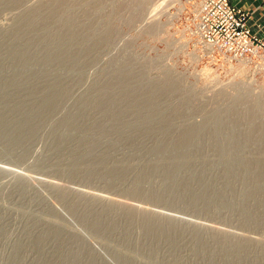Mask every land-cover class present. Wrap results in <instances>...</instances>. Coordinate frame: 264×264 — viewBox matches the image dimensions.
I'll return each instance as SVG.
<instances>
[{
	"label": "rangeland",
	"instance_id": "374dc122",
	"mask_svg": "<svg viewBox=\"0 0 264 264\" xmlns=\"http://www.w3.org/2000/svg\"><path fill=\"white\" fill-rule=\"evenodd\" d=\"M50 1L0 0V264H264L262 199L257 192L247 199L256 210L255 218L248 219L240 204L251 179L232 181L216 149L245 145V151L233 149L235 160L264 156L259 149L264 147V127L259 125L264 111L257 102L264 103V40L241 56L221 42H210L201 30L205 0H61L67 5L62 15L74 11L81 32L59 52L44 46L50 29L57 35L54 20L25 25ZM61 43L57 39L54 45ZM85 47L88 52L81 53ZM71 54L81 57L77 65ZM119 67L148 83L147 99L152 91L159 93V107L127 111L129 95L120 98L118 86L104 93L109 109L91 104ZM54 81L61 86L53 88ZM173 81L179 88L169 87ZM253 104L257 117L251 119L258 125L241 116ZM120 108L125 115L115 118ZM156 112V120L145 125L146 116ZM236 127L243 128L241 133ZM187 129L201 133L180 141ZM228 135L246 139L233 143ZM168 143L187 144L189 164L161 172L172 160L174 151L169 150L161 155V171L145 178L151 194L166 195L156 200L133 194L135 180ZM121 165L125 174L113 178L112 171ZM185 183L189 191L182 189ZM192 192L197 196L190 198ZM124 209L136 214L125 215ZM146 215L173 219L176 233L158 238L155 227L161 220L150 233L143 228ZM98 216L102 222L93 227ZM234 249L240 255L232 254Z\"/></svg>",
	"mask_w": 264,
	"mask_h": 264
},
{
	"label": "bare ground",
	"instance_id": "6f19581e",
	"mask_svg": "<svg viewBox=\"0 0 264 264\" xmlns=\"http://www.w3.org/2000/svg\"><path fill=\"white\" fill-rule=\"evenodd\" d=\"M50 1V0H49ZM63 1V0H62ZM73 1V0H72ZM75 2V1H74ZM63 2H61V0H51L50 2H47V3H43L42 4V6L39 8V11L37 12V8H35V9H37L36 10V15L33 17V18H29V19H27L25 22H26V24L25 25H27L28 24V22H30V23H32V22H39V21H43V20H45V19H47V18H49V21H52V20H54L55 21V24H56V26H57V35L55 36V35H53V32H52V34L50 33L51 31H52V29H50V31L48 32V34L46 35V38L44 39V46L45 47H48L49 49L51 48V49H55V48H57L58 50H59V52H61V50H64L63 48H67V47H69V46H67V45H70L71 44V42L73 41V40H75L76 38H77V36L79 35V33L81 32L80 31V29H78L79 27H77L76 25H78V24H76L77 22H76V16L74 17V11L72 12H70V10L69 11H66L67 12V14H66V12H65V16L64 15H62V11L61 10H63L62 9V7L63 6H65V4L63 5L62 4ZM90 4V3H89ZM122 4V3H121ZM130 5V4H129ZM67 6V5H66ZM66 6H65V8H66ZM99 8V7H98ZM67 9V8H66ZM65 9V10H66ZM90 10V9H89ZM96 10V9H95ZM87 11H88V8H87ZM98 11V10H97ZM64 12V11H63ZM69 12V13H68ZM89 13H90V11L88 12V15H89ZM28 14V13H27ZM31 15V14H30ZM77 15V14H76ZM28 16V15H27ZM26 16V17H27ZM23 18V17H22ZM21 18V19H22ZM54 18V19H53ZM52 19V20H51ZM86 19H88L87 17H86ZM21 21V20H20ZM22 22V21H21ZM73 22V24H71ZM19 23V22H18ZM22 23H24V22H22ZM49 23H52V22H49ZM25 25H23L22 24V26H25ZM32 25H34V23H32ZM51 25V24H50ZM84 25V24H83ZM83 25H81L82 27H83ZM29 26V25H28ZM48 26V25H47ZM79 26V25H78ZM20 27V26H19ZM50 27H52V25L51 26H49L48 28H50ZM85 27V26H84ZM110 28V27H109ZM111 29V28H110ZM20 30V29H19ZM82 30V29H81ZM85 30V29H84ZM87 31V30H86ZM111 31V30H110ZM113 31V30H112ZM114 33H116V32H114ZM38 34V33H37ZM87 34V33H86ZM85 34V35H86ZM92 34V33H91ZM113 34V33H112ZM84 35V34H83ZM87 36V35H86ZM117 36V35H116ZM18 37V36H17ZM56 37H58V38H56ZM79 37V36H78ZM55 38V39H54ZM80 38V37H79ZM89 38V37H88ZM112 38V37H111ZM59 40V41H61L62 43H61V45H59V46H56V45H58V44H55L54 45V43L56 42V40ZM113 39V38H112ZM130 39V38H129ZM111 41L110 40V38L108 37L107 38V40L106 41ZM127 40V39H126ZM39 41V40H38ZM37 41V42H38ZM83 41H86V42H88V39L87 38H85V39H83ZM86 42H84V43H86ZM42 43H43V41H42ZM89 43V42H88ZM111 43V42H110ZM26 45V44H25ZM40 47V46H39ZM71 47H72V45H71ZM88 47V46H87ZM82 48H83V45H82ZM86 48V47H85ZM89 48H90V46H89ZM36 49V48H35ZM34 49V50H35ZM15 50V49H14ZM39 50V49H38ZM45 50V49H44ZM88 48H86L85 50H83L81 53H87L88 52ZM21 51V50H20ZM42 52V51H41ZM51 52V51H50ZM75 54V53H74ZM74 54H73V56H74ZM19 55V54H18ZM22 56V55H21ZM72 56V54H71V56L70 57H73ZM75 56H76V54H75ZM75 56H74V58H75ZM28 57V56H27ZM60 56H58L57 57V59L59 58ZM63 57V56H62ZM68 57V56H67ZM19 58V57H18ZM43 58V57H42ZM81 58V57H80ZM80 58L79 59H74V64H76L77 65V62H79L80 61ZM53 59V58H52ZM20 60H22V59H20ZM28 60H29V58H28ZM27 58H26V56H25V60L23 61V62H26V64H28L27 63ZM60 60V59H59ZM73 61V60H72ZM105 61V60H104ZM33 62V61H32ZM30 63V62H29ZM56 63V62H55ZM66 63V62H65ZM73 63H72V65H73ZM114 63V62H113ZM16 64V63H15ZM37 64V63H36ZM46 64V63H45ZM57 64H59V62H57ZM24 65H25V63H24ZM43 65V64H42ZM66 65V64H65ZM71 65V66H72ZM80 65V64H79ZM16 66V65H15ZM60 66V64L57 66V67H59ZM112 66V65H111ZM24 67V66H23ZM30 67V66H29ZM55 67V66H54ZM77 67V66H76ZM81 67V66H80ZM30 69V68H29ZM85 69V68H84ZM111 70V69H110ZM113 70V69H112ZM115 71H116V75H115V79L113 80V81H110V82H108L107 84H101V87H99V89H98V93L95 95V98H94V100L91 102V104H96V105H106V102H105V97H104V93L107 91V90H109L110 88H112V86H118L119 87V92H118V95H119V97L120 98H122V96L124 97V96H127L126 94L128 93V95H129V98H130V103H129V109H127V111L128 110H130V111H132V110H136V109H141V108H143V109H146V107L147 106H149V105H156V106H158L159 107V104H158V100H160L159 99V96L157 97V95L159 94V93H157L156 91H152L151 93H150V95L148 96V97H150V98H148L147 99V97L146 96H144L146 93H147V89L148 90H150L149 88H147L148 87V83H145V84H143V83H141V82H139L138 81V76H137V74L136 73H131V72H124V70L125 69H123V68H121V67H119V68H117V70L116 69H114ZM27 71V70H26ZM109 71V70H108ZM61 73V72H60ZM64 74V73H63ZM59 76V75H58ZM52 78V77H51ZM60 80V79H59ZM50 81V80H49ZM171 81V80H170ZM54 83H55V81H54ZM156 83V82H155ZM179 82H176V81H173V82H171L170 83V85H169V87L170 88H173V89H175L176 87L177 88H179L178 86H179V84H178ZM57 84H59V82L57 83ZM56 83H55V85L54 86H52L53 88L54 87H56V85H57ZM61 84V83H60ZM59 84V85H60ZM138 84H139V87H138ZM53 85V84H52ZM58 85V86H59ZM168 85V84H167ZM49 86V85H48ZM61 86V85H60ZM94 86V85H93ZM133 86H135L134 88H136L135 90H137V92L136 93H134V91H132V90H134V88H133ZM51 87V88H52ZM66 87V86H65ZM167 87V86H166ZM52 88V89H53ZM58 88H60V87H58ZM62 88H64V87H62ZM257 88V87H256ZM46 89V88H45ZM51 89V90H52ZM56 89H57V87H56ZM68 89V88H67ZM166 89V88H165ZM165 89H162V90H165ZM33 90V89H32ZM49 90H50V88H49ZM54 90V89H53ZM61 90V89H60ZM60 90H58V91H60ZM111 90V89H110ZM35 91V90H34ZM48 91V90H47ZM56 91V93H57V90H55ZM151 91V90H150ZM160 91V90H159ZM166 91V90H165ZM37 92V91H36ZM52 92V91H51ZM51 92H50V94H51ZM61 93H63V90L62 91H60ZM109 92V91H108ZM107 92V93H108ZM161 92V91H160ZM43 94V93H42ZM52 94H55L54 93V91L52 92ZM116 94V93H115ZM114 94V95H115ZM246 94V93H245ZM44 95V94H43ZM49 95V94H48ZM58 95H60V94H58ZM63 95V94H62ZM69 95V94H68ZM117 95V94H116ZM115 95V96H116ZM46 96H47V94H46ZM54 97L56 96V94L55 95H53ZM51 97V96H50ZM50 97H49V99H50ZM57 97V96H56ZM58 97H61V96H58ZM57 97V98H58ZM128 97V96H127ZM146 97V98H145ZM53 98V97H52ZM86 98V97H85ZM84 97H83V99H85ZM116 98H118V96H116L115 97V99ZM125 98V97H124ZM123 98V99H124ZM258 98V97H257ZM82 99V98H81ZM80 99V100H81ZM83 99H82V101H83ZM90 99H91V97H90ZM114 99V100H115ZM122 99V100H123ZM146 99V100H145ZM52 100H54V99H52ZM52 100L50 99L49 101H50V105H51V102H52ZM55 100H57L56 98H55ZM61 100V99H60ZM89 100V99H88ZM87 100V105H90V104H88L89 103V101ZM118 100V99H117ZM116 100V101H117ZM44 101V100H43ZM49 101H48V103H49ZM57 101H59V100H57ZM57 101H55V102H57ZM82 101H79V103L80 102H82ZM119 101V100H118ZM158 101V102H157ZM255 101V100H254ZM47 101H45V103L44 104H47L48 105V103H46ZM54 102V101H53ZM52 102V103H53ZM61 102V101H60ZM126 102V101H125ZM240 102H242V101H240ZM244 102V101H243ZM243 102H242V104H243ZM258 102V104H260L261 106H262V110L264 111V103H260V102H262V101H260V100H258L257 101ZM79 103H77L78 105H79ZM83 103V102H82ZM82 103H81V106H82ZM116 103V102H115ZM237 103H239V102H237ZM116 104H118V102L116 103ZM235 104H236V102H235ZM246 104V103H245ZM251 104V103H250ZM257 104V103H256ZM42 105V104H41ZM47 105H45V106H47ZM52 105H54V103L52 104ZM60 105H61V103H60ZM78 105H77V107H78ZM83 105H84V103H83ZM107 105H108V103H107ZM106 105V106H107ZM111 105V104H110ZM113 106L115 105V104H112ZM112 105H111V107H112ZM190 105V104H189ZM238 105H240V104H238ZM249 105V104H248ZM254 105V104H253ZM39 106H40V104H39ZM49 106V105H48ZM57 106V105H56ZM81 106H79V107H81ZM85 106V105H84ZM93 106V105H92ZM106 106H102L103 108L105 107L106 108ZM121 106V105H120ZM155 106V107H156ZM234 106V105H233ZM237 106V105H236ZM242 106V105H241ZM245 106H247V104L245 105ZM255 106L256 105H254V106H252L251 108L252 109H249L250 108V106H247V107H249V108H246L247 109V111H246V109H245V112H244V110H243V112L244 113H242L241 114V116L243 115V118L244 119H251V118H253V119H255L257 116H256V113H253L254 112V110H253V107L255 108ZM43 107H44V105H43ZM60 107V106H59ZM66 107V106H65ZM89 107V106H88ZM124 107V106H123ZM122 107V108H123ZM238 107H240V106H238ZM259 107V106H258ZM41 108H42V106H41ZM46 108V107H45ZM52 108V107H51ZM86 108V107H85ZM84 108V109H85ZM107 108L109 109L110 108V106L108 107L107 106ZM112 108H114V107H112ZM111 108V109H112ZM149 109H150V106L148 107ZM233 108H234V110H236L235 108L236 107H232V109L230 110L231 112H229V113H232V110H233ZM257 108V107H256ZM60 109V108H59ZM110 109V110H111ZM243 109H244V107H243ZM249 109V110H248ZM261 109H259V110H261ZM42 110V109H41ZM43 110H46V109H43ZM42 110V111H43ZM86 110H87V108H86ZM86 110H84V111H86ZM113 110V109H112ZM233 110V111H234ZM239 109L237 108V111H238ZM30 111V110H29ZM146 111V110H145ZM217 111H219V110H217ZM222 111V110H221ZM226 111V110H225ZM224 111V112H225ZM237 111H235V112H237ZM59 112V111H58ZM61 112V111H60ZM68 112V111H67ZM75 112V111H74ZM227 112V111H226ZM239 112V111H238ZM237 112V113H238ZM241 112V111H240ZM257 112V111H256ZM70 113H72V112H69V114ZM78 113V112H77ZM106 113L107 114H109L110 112H107L106 111ZM113 113V112H112ZM169 113V112H168ZM260 113H264V112H260ZM29 114V113H28ZM65 114H67V113H65ZM68 114V115H69ZM114 114V116H115V118H122V117H124V112L121 110V108H120V111H117V109H116V112L115 113H113ZM215 114V113H214ZM223 114V113H222ZM222 114H220L221 116H222ZM233 114V113H232ZM90 115V114H89ZM148 115V114H147ZM235 115V114H234ZM236 115H238V114H236ZM235 115V116H236ZM66 116V115H65ZM158 117V113L156 112V114H153V113H151V114H149L148 116H146L147 118L144 120V124L146 125V123H148V122H150V123H152V121L155 119L154 117ZM161 116V115H160ZM215 116V115H214ZM217 116V115H216ZM224 116V115H223ZM226 116H228V114H226ZM229 116H230V114H229ZM232 116V115H231ZM239 116H240V114H239ZM258 116H260V118L262 119V114L261 115H258ZM262 116V117H261ZM68 117H71L72 118V116L70 115V116H68ZM145 117V116H144ZM246 117V118H245ZM113 118V117H112ZM220 118V117H219ZM223 118V117H222ZM221 118V119H222ZM237 118H238V116H237ZM259 118V119H260ZM89 119V118H88ZM216 119V118H215ZM224 119H225V117H224ZM231 119H233L232 117H231ZM239 119V118H238ZM241 119H242V117H241ZM22 120V119H21ZM68 120H71L70 118L68 119ZM156 120V119H155ZM167 120V119H166ZM217 120H220V119H216V121ZM226 120V119H225ZM225 120H223V121H225ZM235 120V119H234ZM234 120H232V121H234ZM252 120V119H251ZM263 120V119H262ZM23 121V120H22ZM169 121V120H168ZM168 121H166V124H170ZM223 121H221V122H223ZM228 121V120H227ZM229 121H230V119H229ZM236 121V120H235ZM27 122V121H26ZM64 122L66 123L67 122V118L66 119H64ZM69 122V121H68ZM86 122V121H85ZM171 122V121H170ZM220 122V123H221ZM247 122H249V121H247ZM22 123H24V122H22ZM30 123V122H29ZM82 123V122H81ZM84 123V122H83ZM89 123H90V121H89ZM95 123V122H94ZM219 123V122H218ZM225 123V122H224ZM232 123V122H231ZM250 123L251 124H256L257 122H255V120H252V121H250ZM5 124V123H4ZM61 124V123H60ZM78 124V123H77ZM230 124V123H229ZM245 124V123H244ZM9 125V124H8ZM20 125H22V124H20ZM19 125V126H20ZM25 125V124H24ZM37 125V124H36ZM71 125V124H70ZM82 125H84V124H82ZM82 125H79V127L81 128L82 127ZM86 125H88V124H86ZM101 125V124H100ZM215 125V124H214ZM217 125L218 124H216V127H217ZM223 125V124H222ZM245 125H247V124H245ZM256 125H258V124H256ZM255 125V126H256ZM260 126L262 125V127H264V121H262L260 124H259ZM3 126H6V125H3ZM2 126V127H3ZM18 126V125H17ZM26 126H27V124H26ZM60 126V125H59ZM63 126V125H62ZM75 126V125H74ZM77 126V125H76ZM205 126V125H204ZM228 126V125H227ZM259 126V127H260ZM23 127V126H22ZM22 127H20L21 128V131H22ZM28 127H29V125H28ZM34 127V126H33ZM33 127H31V129L33 128ZM70 127V126H69ZM168 127V126H167ZM212 127V126H211ZM215 127V128H216ZM250 127V126H249ZM17 128V127H16ZM60 128V127H59ZM169 128H170V126H169ZM199 128V127H198ZM218 128V127H217ZM258 128V127H257ZM24 129V128H23ZM83 129V128H82ZM161 129V128H160ZM163 129V128H162ZM185 129V128H184ZM214 129V128H213ZM234 129V128H233ZM232 129V130H233ZM235 129H237L238 131H239V129L236 127ZM243 129V128H242ZM242 129H241V131H242ZM249 129V128H248ZM260 128H258V130H259ZM262 129L263 128H261V131H262ZM30 130V129H29ZM104 130V129H103ZM106 130V129H105ZM190 130V129H189ZM189 130L187 129V131H185L184 132V134L183 135H181V136H183V137H181V140L180 141H183L185 138H189L190 136H189V134H191V133H201V131H200V129H196V130H191V131H193V132H190L189 133ZM211 130V129H210ZM20 131V132H21ZM24 131V130H23ZM52 131V130H51ZM77 131V130H76ZM218 132H219V130H217ZM241 131H239L240 133H241ZM244 131V130H243ZM247 131V130H246ZM249 131V130H248ZM256 131V130H255ZM19 132V131H18ZM101 132H102V130H101ZM165 132V131H164ZM169 132V131H168ZM231 132V131H230ZM235 134H236V132L237 131H233ZM233 132H231V133H233ZM26 133V132H25ZM172 133V132H171ZM183 133V132H182ZM205 133V132H204ZM213 133V132H212ZM233 133V134H234ZM246 133V132H245ZM251 133V132H250ZM262 133V135H263V131L261 132ZM155 134V133H154ZM157 134V133H156ZM247 134V133H246ZM20 135H22V133L20 134ZM201 134H199V136H200ZM230 135V134H229ZM228 135V136H229ZM239 135V134H238ZM241 135V137H242V134H240ZM249 135V134H248ZM72 136V135H71ZM196 136V135H195ZM246 137H248L247 135H246ZM201 138H203V137H201ZM239 138V141H240V136H237V137H230L229 136V139H228V141H231V142H233V141H235V139H238ZM173 139V138H172ZM171 139V140H172ZM193 139V138H192ZM217 139V138H216ZM242 139H246V138H242ZM241 139V140H242ZM264 139V138H263ZM170 140V141H171ZM186 140V139H185ZM203 140V139H202ZM201 140V141H202ZM218 140V139H217ZM248 140H250V139H248ZM83 141V140H82ZM84 141H85V139H84ZM88 141V140H87ZM190 141V140H189ZM95 142V141H94ZM172 142V141H171ZM187 142H188V140H187ZM234 143V142H233ZM240 143V142H239ZM262 146H263V144L262 143H260ZM173 145V144H172ZM170 146V143H168V144H164V145H161V149H162V154H160L159 156H156L155 157V159H157V161H154L152 164H149L142 172H141V175L135 180V192H133V194H135V193H137L138 194V196H140V197H151V198H153V199H159V198H162V197H164L166 194H165V192L164 191H156L154 194H151L150 193V191H148V189H147V185H145V180H147V179H145V178H148L147 176L149 175V173L150 172H156V173H158L159 172V170H160V168H161V166L159 167V164H161V155H165V153L166 152H168L169 150H173L174 151V153H173V156H172V160H171V162H169L168 163V165H165V167L164 166H162V168L164 167V169L161 171V172H168V170H170V169H177V170H179V169H181V168H183V167H185V166H187L188 164H189V161H188V159L186 158V156H185V149L187 148V144H182V143H180V145H174V146ZM260 145V146H261ZM81 146V145H80ZM192 146V145H191ZM228 146V145H227ZM247 147L248 146H245V145H236V146H234V147H225V145H216V149H218V151L220 152L219 154H220V158L219 159H224L225 161H219V162H224V163H227V171L226 172H228V174H229V177H230V179H232V181H233V179L234 178H238V177H240V176H244V177H246V179H251L250 180V182L252 183V187H251V189H247V190H245L244 191V199H242V201H241V204H240V206H241V209H240V211H242V213H244L245 214V216H247V218L248 219H253V218H255V216H256V210L253 208V207H251L250 205H248V203H247V199L250 197V196H252V194L253 193H255V192H257L256 194L258 195V197L259 198H261L262 200L259 202V204L261 205V206H264V177H262V176H264V156L263 157H261V156H258V155H251V156H248V157H242L241 159H237V160H235L234 159V156H233V153H234V151H233V149L235 150V148H238V149H247ZM81 148V147H80ZM214 148V147H213ZM259 148V147H258ZM262 148V150L264 149V147H260L259 149H261ZM248 149H250V148H248ZM254 149V148H253ZM252 149V150H253ZM201 151H202V149H200ZM258 149L256 148V151H257ZM172 151V152H173ZM245 151V150H244ZM247 151V150H246ZM259 151V150H258ZM172 152H169V153H172ZM255 152V151H254ZM261 153V152H260ZM259 153V154H260ZM264 153V152H263ZM255 154V153H254ZM168 155V154H167ZM170 155H172V154H170ZM262 155V154H261ZM82 158V157H81ZM99 159V158H98ZM154 159V160H155ZM80 160V159H79ZM100 160V159H99ZM101 161V160H100ZM105 161V160H104ZM99 162V161H98ZM97 162V163H98ZM84 163V162H83ZM220 164V163H219ZM210 165V164H209ZM123 167H125V166H123V165H121L119 168H118V166L112 171V177L114 176V177H119V176H122V175H124L125 174V171H124V168ZM161 168V169H162ZM126 170V169H125ZM174 170V171H175ZM113 177V178H114ZM260 177H262L263 178V180H262V182L263 183H259L260 182V180L258 179V178H260ZM258 179V180H257ZM261 179V178H260ZM150 180V179H149ZM229 181V180H228ZM231 181V182H232ZM147 182V181H146ZM149 182V181H148ZM147 184V183H146ZM149 184V183H148ZM225 185V184H224ZM228 186V188H227V190H229L230 191V194L232 195H234V193L236 192L235 191V189H234V187L231 185V184H227ZM249 185H250V183H249ZM182 189L183 190H185V191H189V184L188 183H185L184 185H183V187H182ZM129 193H131V192H129ZM219 193V192H218ZM63 196V195H62ZM197 195H196V193H191L190 194V198H194V197H196ZM224 196V195H223ZM65 197V196H64ZM207 198V197H206ZM166 200L168 201V202H174V200H172V199H170L169 198V196H167L166 197ZM208 202V201H207ZM171 204V203H170ZM71 207V206H70ZM110 207L111 206H108V210L110 209ZM72 209V208H71ZM76 209V208H75ZM107 210V211H108ZM74 212H75V210H74ZM76 212H77V210H76ZM123 213H125V215H128V216H130V215H135L136 214V211L135 210H127V209H124L123 211H122ZM106 213V212H105ZM104 214V213H103ZM123 215V214H122ZM103 218V217H102ZM263 218V217H262ZM146 220L143 222V228L145 227L146 229H148V230H150V233H151V231L153 230V228L155 227V225L156 224H158V222L161 220V222H162V224H161V226H159V227H155V234H156V236L158 237V238H161V237H164V236H167L168 234H174V233H176V222L173 220V219H171V218H169V219H167L166 220V222H164V220H162L161 218H159V217H156V216H151V215H146V218H145ZM102 221H101V219H100V217L98 216V220H97V222H95V224H94V226L93 227H97V226H99L100 225V223H101ZM103 224V223H102ZM153 227V228H152ZM152 232H154V231H152ZM80 238V237H79ZM221 238V237H220ZM225 238H227L226 236H224L221 240L222 241H224V240H226ZM243 241H246V240H243ZM225 243V242H224ZM243 244H245L246 245V243H244V242H242ZM231 253L232 254H234L235 256H237V255H240V251H239V249H234V251H231ZM120 258V257H119ZM96 259V258H95ZM128 259V258H127ZM120 260V259H119ZM129 260V259H128ZM94 261H96V260H94ZM130 261V260H129ZM121 262H122V260H121ZM123 263V262H122ZM129 263H131V262H129ZM127 264V263H126Z\"/></svg>",
	"mask_w": 264,
	"mask_h": 264
},
{
	"label": "built area",
	"instance_id": "2783aa9c",
	"mask_svg": "<svg viewBox=\"0 0 264 264\" xmlns=\"http://www.w3.org/2000/svg\"><path fill=\"white\" fill-rule=\"evenodd\" d=\"M203 11L201 30L204 37L215 44L223 43L234 56L255 49L260 41L248 25L249 14L230 0H205Z\"/></svg>",
	"mask_w": 264,
	"mask_h": 264
},
{
	"label": "crops",
	"instance_id": "0c3cea01",
	"mask_svg": "<svg viewBox=\"0 0 264 264\" xmlns=\"http://www.w3.org/2000/svg\"><path fill=\"white\" fill-rule=\"evenodd\" d=\"M233 5L246 11L248 25L258 38L264 40V0H230Z\"/></svg>",
	"mask_w": 264,
	"mask_h": 264
}]
</instances>
